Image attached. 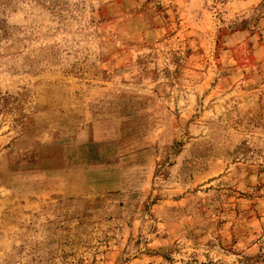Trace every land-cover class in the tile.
Segmentation results:
<instances>
[{"label":"rangeland","instance_id":"374dc122","mask_svg":"<svg viewBox=\"0 0 264 264\" xmlns=\"http://www.w3.org/2000/svg\"><path fill=\"white\" fill-rule=\"evenodd\" d=\"M0 264H264V0H0Z\"/></svg>","mask_w":264,"mask_h":264}]
</instances>
